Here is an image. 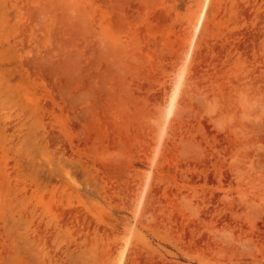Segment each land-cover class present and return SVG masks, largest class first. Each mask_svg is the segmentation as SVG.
Returning a JSON list of instances; mask_svg holds the SVG:
<instances>
[{
    "label": "rangeland",
    "instance_id": "obj_1",
    "mask_svg": "<svg viewBox=\"0 0 264 264\" xmlns=\"http://www.w3.org/2000/svg\"><path fill=\"white\" fill-rule=\"evenodd\" d=\"M0 264H264V0H0Z\"/></svg>",
    "mask_w": 264,
    "mask_h": 264
},
{
    "label": "bare ground",
    "instance_id": "obj_2",
    "mask_svg": "<svg viewBox=\"0 0 264 264\" xmlns=\"http://www.w3.org/2000/svg\"><path fill=\"white\" fill-rule=\"evenodd\" d=\"M202 16H203V13H202L201 16H200V21H201V19H202ZM172 105H173V100H172L171 103H170V108H172Z\"/></svg>",
    "mask_w": 264,
    "mask_h": 264
}]
</instances>
